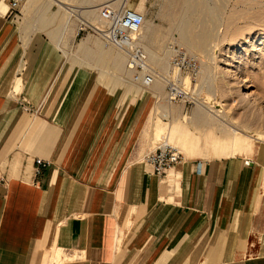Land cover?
<instances>
[{
	"label": "crops",
	"instance_id": "0c3cea01",
	"mask_svg": "<svg viewBox=\"0 0 264 264\" xmlns=\"http://www.w3.org/2000/svg\"><path fill=\"white\" fill-rule=\"evenodd\" d=\"M112 1L24 0L40 16L22 22L0 0V264H264V144L158 177L143 163L144 108L119 106L48 46L41 25L65 40ZM81 53L115 68L114 49Z\"/></svg>",
	"mask_w": 264,
	"mask_h": 264
},
{
	"label": "rangeland",
	"instance_id": "374dc122",
	"mask_svg": "<svg viewBox=\"0 0 264 264\" xmlns=\"http://www.w3.org/2000/svg\"><path fill=\"white\" fill-rule=\"evenodd\" d=\"M23 1L20 11L10 16L20 18L22 22L25 18L28 22L29 19H38L40 15L34 11L24 13ZM131 1L136 9L140 8L149 24L148 30L145 31L144 43L140 40L142 48L146 46L155 53V56L164 61V70L152 68L155 78L163 85L159 94L138 84L134 80V74L117 71L107 58L105 63H98L97 56L93 58L83 55L82 49L107 50L110 48L106 47L89 28L74 37L79 32L75 25L76 28L67 32L64 40L61 39L64 34L62 35L60 23L41 25L42 28L48 29L52 40V44L48 46L58 48L57 45H59L61 49L63 48V51L69 54L67 65L73 67L77 64L83 65L87 70L81 71L79 77L85 79L88 76L90 78L94 76L96 81L113 95V99L119 106L126 108L137 104L138 108H144L143 114H146L149 119L145 134L150 141L151 149L157 148L162 141H168L180 150L184 158L182 162H184L186 159H213L252 153L254 147L264 144V125L253 122L259 116H262L261 120L264 121V24L261 23L264 19V12H262L264 9L256 8L253 18L258 21L249 24L250 22L246 23L241 16L242 10L235 6L236 0H200L202 6L198 4V9H194L195 13L192 11L189 14L193 13L201 19L192 17L193 21L185 25L182 24L181 19L182 15L188 16V13H185L187 0H142L143 8H141L142 3L139 4L140 0ZM204 3L206 7L213 10L216 7L219 9L218 16L221 18L217 19L216 24L200 14V11L203 14ZM194 6L197 5L194 4ZM151 19L157 20L160 24L154 26ZM93 25L100 27L96 19ZM32 27L34 31L38 30V26ZM185 27L191 30L190 32L193 31L188 35L189 44L181 38L183 36L181 29ZM195 31H200V36L203 37L199 43H197ZM112 49L118 51L116 48ZM175 49L198 58L201 62V72L192 85L190 76L182 75L181 79L185 80L186 89L181 90V94L185 91L188 96L184 100L171 104L170 108L166 103L168 93L166 79L171 69L170 62ZM71 61L73 63H70ZM126 62H128V56ZM201 105H205L207 109L209 116L207 121L200 119ZM169 109L171 115H169ZM170 116L171 122L163 119ZM231 126L239 129L237 134H231L229 128ZM186 140L191 141V144L186 143Z\"/></svg>",
	"mask_w": 264,
	"mask_h": 264
},
{
	"label": "built area",
	"instance_id": "2783aa9c",
	"mask_svg": "<svg viewBox=\"0 0 264 264\" xmlns=\"http://www.w3.org/2000/svg\"><path fill=\"white\" fill-rule=\"evenodd\" d=\"M23 0H10V14L20 11ZM99 17L105 24L102 29L89 27L90 31L100 37L106 47L112 46L128 54V69L134 74V80L145 87L154 82V73L147 64L148 58L143 48L138 44V37L143 28L145 16L136 8H128L125 4L115 5L106 3L100 7ZM84 31L79 30L78 35ZM170 72L167 80V99L169 104L184 100L188 93L179 91L186 89L182 75L188 74L192 82H195L201 72V62L198 58L189 56L187 53L176 50L171 58ZM24 103V102H23ZM27 103L25 102V104ZM27 110V107L25 106ZM184 160L180 150L168 141H162L157 148L146 154L143 163L148 166L152 174L165 177L167 172ZM36 175L40 174L41 168L49 165L42 159L36 161Z\"/></svg>",
	"mask_w": 264,
	"mask_h": 264
},
{
	"label": "bare ground",
	"instance_id": "6f19581e",
	"mask_svg": "<svg viewBox=\"0 0 264 264\" xmlns=\"http://www.w3.org/2000/svg\"><path fill=\"white\" fill-rule=\"evenodd\" d=\"M117 1V2H116ZM186 1V0H185ZM209 1V0H208ZM130 2H131V0H115V1H112V2H109V3H115V5H122V4H125L126 5V7H128L129 6V4H130ZM186 5H185V8L187 7V10L185 11V13L187 12L188 13V16H183L182 15V24H185V25H189L192 21H193V18L192 17H194V18H200V16H195V15H193V13H195V10L194 9H198L197 7H198V4H200V0H187L186 2ZM208 3H210V2H208ZM258 3V4H257ZM194 4L195 5H197L196 7L194 6ZM200 6H202V4H200ZM212 6V5H211ZM215 6V5H214ZM213 6V7H214ZM235 6L237 7V8H239V9H241L242 10V15L241 16H243V19L245 20V22L246 23H249V24H251V23H253V22H257V21H255V18H253L254 16H253V12L255 11V9L256 8H258V9H264V0H236V4H235ZM195 7V8H194ZM129 8V7H128ZM218 8L216 7L214 10L212 9V8H210V7H206V5H205V3L203 4V14H202V11H200V14L205 18V19H208V21H210L211 23H213V24H216L217 22V19L219 18V16H218ZM240 10V11H241ZM193 11V13H191V14H189V12H192ZM262 11V10H261ZM99 12H100V8L98 9V22H99V24H100V27H96V26H94L93 24H90V23H86V24H84V23H82V24H80V27H79V30H81V29H83V30H85L86 28H89V27H94V28H98V29H102V28H104L105 27V24L101 21V19H100V17H99ZM262 12H264V11H262ZM220 13V12H219ZM143 14V13H142ZM144 15V14H143ZM187 15V14H186ZM263 15V14H262ZM261 17V16H260ZM264 17V16H263ZM180 18V17H179ZM221 18V17H220ZM219 18V19H220ZM201 19V18H200ZM239 19H240V17H239ZM259 19V18H258ZM261 19V18H260ZM259 19V20H260ZM197 21V20H196ZM221 22V21H220ZM261 23L262 24H264V19H263V21H261ZM184 25V26H185ZM148 26H149V24H148V22H147V20H146V18H145V20H144V24H143V28H142V30H141V32H140V34H139V37H138V44L141 46V43H140V40L143 42L144 40H145V33H144V29H147L148 28ZM250 26V25H249ZM255 26V25H254ZM261 26H263V25H261ZM251 28V27H250ZM221 30V29H220ZM191 31V30H190ZM189 30H187V28L185 27V29H181V33H182V35L183 36H181V38H182V41H184L185 43H188L189 44V42L188 41H190V38H189V34H191V33H193V31L192 32H190ZM200 32V31H199ZM199 32H197V31H195V33H197V37H196V40H198V42L197 43H199L200 41H201V39L203 38L202 36H200V33ZM227 32V31H226ZM221 33V32H220ZM229 33V32H228ZM142 34H143V36H142ZM239 34V33H238ZM221 35V34H220ZM141 36H142V38H141ZM99 37V36H98ZM100 38V37H99ZM180 38V39H181ZM195 39V38H194ZM205 39V38H204ZM181 41V42H182ZM204 42V41H203ZM144 43V42H143ZM202 43V42H201ZM187 45V44H186ZM212 45V44H211ZM200 46V45H199ZM218 46V45H217ZM110 48H108L107 50H109V49H112V48H115V47H112V46H109ZM142 47V46H141ZM145 49V50H144ZM143 50L145 51V53H146V55H147V58H148V61H147V64L149 65V67H150V69H152L153 67H155V68H158V69H163V67H164V61H163V59L162 58H158L157 56H155L154 54L155 53H152L150 50H149V48H147L146 46H145V48H144ZM117 52V55H116V57H115V60H114V66H115V69L117 70V71H120V73H124V74H130V73H132L129 69H128V62H126V57L128 56V54L126 53V52H124V51H121V50H118V51H116ZM166 53V52H165ZM125 54L127 55V56H125ZM165 55V54H164ZM168 55V54H167ZM162 56H163V54H162ZM164 58V57H163ZM165 58H166V56H165ZM221 69V68H220ZM164 70V69H163ZM171 70V69H170ZM153 71V70H152ZM130 72V73H129ZM154 73V72H153ZM232 73H234V71L232 72ZM133 74V73H132ZM155 75V74H154ZM233 76V75H232ZM238 78V77H237ZM134 81V80H133ZM138 84H140V83H138ZM141 86H143L142 84H140ZM165 87V86H164ZM145 88H147V89H149L151 92H153V93H157V94H159L160 92H161V90L163 89V85L161 84V82L159 81V80H157V78H155V76H154V82H153V84H151L150 86H148V87H145ZM180 93H181V91H179ZM247 93V92H246ZM249 94V93H248ZM247 94V95H248ZM244 96V95H243ZM249 97V96H248ZM245 98H246V96H245ZM250 98V97H249ZM167 103V102H166ZM168 105H171V104H169V103H167ZM199 110H200V112H202V113H204V114H207V109L205 108V105H201L200 107H199ZM203 115V114H202ZM256 117H258V115L256 116ZM262 116H259L258 117V119H256L255 118V120L253 121L254 122V124H262L263 123V125H264V121H262L261 118ZM250 122V121H249ZM230 128V132H231V134H237L238 133V130H237V128L236 127H233V126H231V127H229Z\"/></svg>",
	"mask_w": 264,
	"mask_h": 264
}]
</instances>
